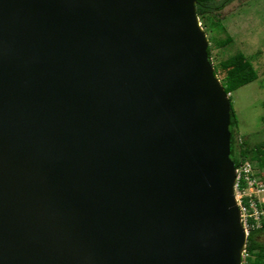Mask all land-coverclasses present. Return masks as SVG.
Wrapping results in <instances>:
<instances>
[{"label": "water", "instance_id": "obj_1", "mask_svg": "<svg viewBox=\"0 0 264 264\" xmlns=\"http://www.w3.org/2000/svg\"><path fill=\"white\" fill-rule=\"evenodd\" d=\"M196 3L0 0V264H241Z\"/></svg>", "mask_w": 264, "mask_h": 264}, {"label": "rangeland", "instance_id": "obj_2", "mask_svg": "<svg viewBox=\"0 0 264 264\" xmlns=\"http://www.w3.org/2000/svg\"><path fill=\"white\" fill-rule=\"evenodd\" d=\"M198 21L208 40L209 60L213 66L236 53H242L256 70L257 80L234 91L231 103L239 121L238 142L245 141L253 145L263 141L264 0H235L219 11L206 14L203 18L198 17ZM227 38L230 39L227 45L218 46L219 41ZM253 166L257 175L260 173L263 178L264 170L255 164ZM235 194L237 197V191ZM263 197L261 193L259 199L263 200ZM258 240L264 243V235L259 236ZM245 259L246 256H243L242 264H245Z\"/></svg>", "mask_w": 264, "mask_h": 264}, {"label": "trees", "instance_id": "obj_3", "mask_svg": "<svg viewBox=\"0 0 264 264\" xmlns=\"http://www.w3.org/2000/svg\"><path fill=\"white\" fill-rule=\"evenodd\" d=\"M235 0H196V14L203 18L206 14L223 9L228 4ZM230 42L227 38L224 41H219L218 46L224 47ZM210 58L209 49L207 50ZM215 74L221 81V84L227 94H232L239 88L248 85L257 80V72L252 64L245 58L242 53L222 60L217 66H214ZM231 102V97H230ZM230 158L237 168L242 162L250 161L255 164L260 170H264V140L253 145H248L247 142L239 143L237 140L239 121L236 116L232 103H230ZM239 189L243 190L246 186L243 180L239 183ZM242 203L247 206L248 198H243ZM248 222V235L245 243V251L248 254L246 264H264V243L258 240L259 236L264 235V218L260 220L259 227L255 226V221L251 218Z\"/></svg>", "mask_w": 264, "mask_h": 264}, {"label": "built area", "instance_id": "obj_4", "mask_svg": "<svg viewBox=\"0 0 264 264\" xmlns=\"http://www.w3.org/2000/svg\"><path fill=\"white\" fill-rule=\"evenodd\" d=\"M235 188L237 189V199H239V208L241 219L243 220L244 227L248 229L249 218L255 221V226L258 227L260 220L264 218V199L258 200L257 202L253 199V196L264 194V184L261 182L260 177H258L253 171V167L248 162L241 164L235 169ZM243 180L247 186L244 191L238 190V185L240 181ZM248 197V204L245 206L242 203V199ZM243 256H246L243 254Z\"/></svg>", "mask_w": 264, "mask_h": 264}, {"label": "clouds", "instance_id": "obj_5", "mask_svg": "<svg viewBox=\"0 0 264 264\" xmlns=\"http://www.w3.org/2000/svg\"><path fill=\"white\" fill-rule=\"evenodd\" d=\"M209 58V57H208ZM210 61V60H209ZM213 68H214V66H213ZM214 73H215V69H214ZM215 76L218 78V76L215 74ZM218 80L220 81V79L218 78ZM220 83H221V81H220ZM222 85V84H221ZM227 94V93H226ZM227 96H228V98H229V101H230V97H232V94H227ZM231 103V102H230ZM231 108V107H230ZM245 162H248L249 164H251L252 165V167H253V171L255 172V174L257 175V172L254 170V166H253V163H251L250 161H244V162H242L241 164H243V163H245ZM240 164V165H241ZM239 165V166H240ZM238 166V167H239ZM235 167V166H234ZM237 167V168H238ZM235 169H236V167H235ZM258 177H260V173H258V175H257ZM236 178V177H235ZM260 180H261V182L264 184V177L262 178V177H260ZM247 188V186H245V188L243 189V190H240L239 189V186H238V190L239 191H244L245 189ZM235 191H237V189L235 188V183H234V194H235ZM260 195V194H259ZM259 195H254L253 196V199L257 202L258 200H259ZM263 196H264V194H263ZM237 197H236V194H235V199H236ZM244 198H248V197H244ZM264 198V197H263ZM249 199V198H248ZM243 200V199H242ZM236 202H237V199H236ZM237 206H238V209H239V211H240V208H239V205H238V203H237ZM241 222H242V219H241ZM242 225H243V228L245 229V227H244V224H243V222H242ZM260 225V224H259ZM259 227V226H258ZM245 231H247V235H248V229H245ZM244 253H246V251H245V247H244V249H243V252H242V257H243V254ZM247 253H246V257H247ZM242 257H241V264H242ZM246 264V263H245Z\"/></svg>", "mask_w": 264, "mask_h": 264}]
</instances>
